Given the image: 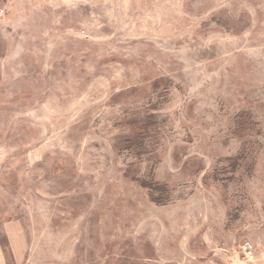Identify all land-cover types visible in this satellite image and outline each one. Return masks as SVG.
<instances>
[{
  "label": "rangeland",
  "instance_id": "374dc122",
  "mask_svg": "<svg viewBox=\"0 0 264 264\" xmlns=\"http://www.w3.org/2000/svg\"><path fill=\"white\" fill-rule=\"evenodd\" d=\"M0 264H264V0H0Z\"/></svg>",
  "mask_w": 264,
  "mask_h": 264
},
{
  "label": "trees",
  "instance_id": "16d2710c",
  "mask_svg": "<svg viewBox=\"0 0 264 264\" xmlns=\"http://www.w3.org/2000/svg\"><path fill=\"white\" fill-rule=\"evenodd\" d=\"M144 186L145 187H149V188H151L153 190V192H152V199L154 201H156V202H162L163 201V199L155 196V193L156 192H159L161 190L159 185H157V184L156 185H154V184H152V185L144 184Z\"/></svg>",
  "mask_w": 264,
  "mask_h": 264
},
{
  "label": "built area",
  "instance_id": "2783aa9c",
  "mask_svg": "<svg viewBox=\"0 0 264 264\" xmlns=\"http://www.w3.org/2000/svg\"><path fill=\"white\" fill-rule=\"evenodd\" d=\"M243 248L246 256L251 257L252 256L251 244L249 242H246L244 243Z\"/></svg>",
  "mask_w": 264,
  "mask_h": 264
}]
</instances>
